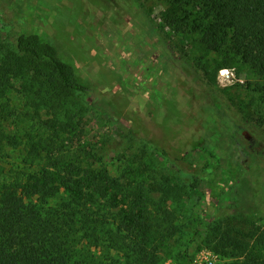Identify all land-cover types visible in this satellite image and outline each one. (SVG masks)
Returning a JSON list of instances; mask_svg holds the SVG:
<instances>
[{"label":"rangeland","instance_id":"1","mask_svg":"<svg viewBox=\"0 0 264 264\" xmlns=\"http://www.w3.org/2000/svg\"><path fill=\"white\" fill-rule=\"evenodd\" d=\"M186 8L190 16L178 22L185 14L175 0H0V58L13 49L18 35L33 29L75 59L78 72L92 84L87 93L69 91L67 98L56 99L49 65L26 57L11 98L3 99L19 112L2 116L1 123L15 131L18 125L32 122V134L28 133L32 140L41 138V121L54 112L68 126L59 128L63 139H50V134L45 139L53 152L40 150L58 155L59 164L50 159L47 163L52 171L64 165L67 172L64 183L68 189L51 206L64 209L74 191L85 198L98 186L96 209L111 226L124 208L137 204L142 196L165 204L174 212L178 226L161 248L165 264H180L181 250L194 236L198 220L210 216L207 241L188 264H232L242 259L233 253L239 248L244 253H264L256 242L264 229L263 102L257 90L258 84L264 85V74L235 55L230 41L221 50L205 44L200 29L194 28L200 8ZM37 89L41 93H35ZM202 92L222 103L224 129L231 128L237 147L242 150L252 144L261 152L255 168L260 189L248 163L234 165L233 175L223 166L219 174L214 169L213 186L207 182L211 174L195 178L143 139L141 132L146 127L156 134L147 107L154 104L156 115L164 119L177 111V102L195 123L189 133L201 136L205 132L202 121L213 123L217 117L205 99L199 101ZM33 94L37 102H32L30 111L26 107ZM108 97L121 110L112 109ZM173 126L167 122L161 127L159 133L166 142L181 141L188 134ZM214 130L209 128L211 135H216ZM28 136L21 137L16 147H7L0 159L1 175L38 166L26 161L31 151L35 153ZM223 137L217 133L216 138ZM168 148L173 155L179 152L173 140ZM228 237H236L240 245L231 244Z\"/></svg>","mask_w":264,"mask_h":264},{"label":"trees","instance_id":"2","mask_svg":"<svg viewBox=\"0 0 264 264\" xmlns=\"http://www.w3.org/2000/svg\"><path fill=\"white\" fill-rule=\"evenodd\" d=\"M175 3L185 14V17H178V22H184L190 16L187 6L200 8V17L194 28L200 29L202 41L210 48L221 50L230 41L229 48L235 55L264 74V0H175ZM26 57L49 65L56 99L67 98L69 91L87 93L92 86L78 72L75 59L65 56L57 45L40 32L33 29L23 31L18 35L13 49H8L0 58V159L5 156L8 146L16 147L21 137L32 134L34 124L30 121L18 125L15 131L6 129L1 123L2 116L7 118L18 111L3 99L11 98L15 80H18L23 67L21 61ZM167 69L171 70L170 67ZM172 89L165 90L163 95ZM257 90L262 95L260 117L264 122V85L258 84ZM35 93H41V90ZM201 95L199 101L205 99L210 109L213 108L212 115L218 117L213 123L202 121L205 132L201 136L189 133L195 123L177 102V111L166 114L164 119L156 115L154 104L147 107V115L154 120L156 134H151L152 130L146 127L141 132L143 139L153 144L180 170L192 172L195 178L203 177L205 173L211 174L207 180L209 185L214 182V169L219 174L218 169L223 166L233 175L234 165L238 167L248 163L253 182L260 189L262 183L255 168L260 163L261 152L252 144L239 149L235 139H232L231 128L224 129L222 103L216 98L211 99L205 92ZM35 96L29 95L32 101L28 102L26 109L31 111L32 102L36 104ZM38 96L43 98L42 94ZM107 104L115 111L121 110L119 103L109 97ZM56 113L50 119L41 121L40 139L32 140L28 136L30 148L35 153H28L26 161L29 166L32 163L38 166L31 170L23 168L0 174V264H165L161 248L167 245V240L174 236L178 227L174 212L165 204L142 196L137 204L124 208L111 226L106 225L96 209V194L100 191L98 186H94L91 195L85 198L74 191L64 209L50 205L52 200L58 199L68 189L64 183L67 181L64 165L61 170L58 168V172L47 165L49 159L55 165L59 164L56 162L58 155L40 152L45 148L53 152V148H47L50 141L45 139L50 137L49 134L52 136L50 139H63L59 128L68 127ZM167 122H173V127H180L181 131L188 130V134L184 133L181 141L171 139L166 142L159 132ZM209 128H214L216 135L212 136ZM217 133H221L224 140L216 138ZM172 140L177 144V155H173L168 148ZM68 174L71 178L72 173ZM104 176L108 181L107 173ZM193 185L197 187L198 182ZM210 219V216H206L198 220L194 236L181 250L180 264L193 262L195 251L200 250L203 242L207 241ZM228 240L231 244L240 245L236 237H228ZM256 242L264 248V229L257 234ZM103 250L106 253L100 255L99 252ZM233 253L242 256V259L232 264H264V253H244L240 248Z\"/></svg>","mask_w":264,"mask_h":264}]
</instances>
